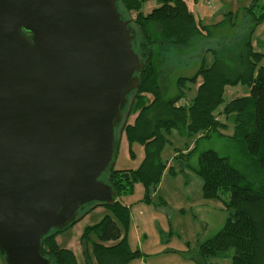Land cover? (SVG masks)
<instances>
[{"label":"water","instance_id":"obj_1","mask_svg":"<svg viewBox=\"0 0 264 264\" xmlns=\"http://www.w3.org/2000/svg\"><path fill=\"white\" fill-rule=\"evenodd\" d=\"M119 0H0V254L52 264L43 240L113 206L124 111L144 59Z\"/></svg>","mask_w":264,"mask_h":264},{"label":"trees","instance_id":"obj_2","mask_svg":"<svg viewBox=\"0 0 264 264\" xmlns=\"http://www.w3.org/2000/svg\"><path fill=\"white\" fill-rule=\"evenodd\" d=\"M154 1L158 6L146 12V4ZM119 2L132 17L145 49V68L139 75L140 87L132 98L120 138L122 140L123 135L126 137L132 157H135L131 149L135 143L140 144L145 153L137 169L114 168L107 176L106 181L116 190L118 200L113 206L96 205L86 210L76 221L101 206L110 211L99 223L86 228L83 241H90L97 264H129L141 257L139 251L131 250L125 236L131 214L130 207L120 196L133 193L135 185L140 183L147 192L145 200L150 202L151 191L157 189L168 169L162 160V151L169 142L171 131L186 132L198 139L218 134L241 142L247 157L260 171L263 183L261 190H255L243 184V175L227 158L213 150L200 153L192 171L203 181V199L222 203L226 221L213 237L198 245L196 255L192 256L188 252L187 259L194 264H215L214 260L226 258L231 253V264H264V55L254 49L250 35L234 45L238 51L235 49L233 62H226L211 51L213 62L208 65L204 57L195 76L191 79L179 78L178 95L166 100L159 84L156 64L158 48H186L195 38H208L209 27L196 20L184 0ZM226 16L227 22L234 27L232 13ZM255 21L257 23L252 35L257 25L264 23L263 9ZM223 24L220 22L215 26ZM154 26L158 27V39L154 38L151 31ZM240 84L247 85L250 94L226 102V88ZM195 86L191 100L186 101ZM147 95L153 98L149 100ZM183 101L185 104H182ZM134 115V122L128 123L129 117ZM228 125H232L234 130L231 135L223 132ZM194 152L195 148L178 152L176 160L188 159ZM168 170L176 174L173 167ZM70 228L44 238L42 254L50 258L52 264H78L75 253L60 247L56 238ZM88 264H91L90 260Z\"/></svg>","mask_w":264,"mask_h":264},{"label":"rangeland","instance_id":"obj_3","mask_svg":"<svg viewBox=\"0 0 264 264\" xmlns=\"http://www.w3.org/2000/svg\"><path fill=\"white\" fill-rule=\"evenodd\" d=\"M184 1L203 25L209 27L210 36L195 38L186 48L175 50L168 46L158 48L156 64L159 70V84L166 100L178 95L179 78L191 79L195 76L202 66L204 57L208 65L213 62L211 51L216 52L226 62H233L236 57L234 45L250 35L254 49L264 55V23L258 24L253 35L251 34L257 23L255 19L260 15L261 9L264 10V0ZM157 6V2L154 1L149 3L145 9L150 11ZM121 10L125 18L131 20L132 26L137 31L136 51L144 59L145 49L142 45L141 34L132 17L122 7ZM228 13L233 15L234 27L227 22ZM220 22L224 24L215 26ZM151 31L154 38L158 39L156 36L158 27H152ZM206 52L209 53L206 54ZM200 82L201 80L197 84ZM195 90L196 86L187 96L186 101L191 100ZM249 94L250 88L240 84L236 87H227L224 98L226 102H230L237 97H245ZM147 98L151 100L153 97L147 95ZM127 110L128 107L124 111L125 119ZM135 118L136 115L129 117L128 123H133ZM233 131L232 125H228L223 132L225 135H231ZM168 140L169 142L162 151V160L168 165V169L173 167L176 174L168 169L165 171L157 189L151 191L150 202L145 200L147 192L140 183L135 185L133 193L120 196L130 207L131 214L125 236L131 250L139 251L141 257L144 256L149 264H194L192 260L187 259L188 252L192 256L196 255L198 245L213 237L223 227V220L226 219L221 210L212 209L210 211L204 208L213 205L220 206L222 209L223 205L217 200L205 202L206 200L203 199V181L192 171L198 163L200 153L209 150L218 152L240 171L244 179L243 184L250 185L258 191L261 190L263 183L262 175L247 157L241 142L227 136L212 134L207 138L198 139L197 136H190L186 132L173 130L168 135ZM193 148L195 152L190 158L176 160L178 152L190 151ZM131 149L135 157L131 156L130 146L123 135L119 153L115 159L116 170L137 169L141 165L145 153L144 148L135 143ZM163 203L172 209V216L165 211H159L164 207ZM106 214H110L106 207H98L72 228L57 235L59 246L75 252L78 264H88V260L91 264H97L90 241L87 243V240L83 241L82 238L86 228L99 223ZM202 219L213 222L207 232L201 228ZM230 255L231 253L227 254L228 260L224 259V263L230 262ZM141 257L132 260L130 264L140 260ZM0 264H5L1 256Z\"/></svg>","mask_w":264,"mask_h":264},{"label":"crops","instance_id":"obj_4","mask_svg":"<svg viewBox=\"0 0 264 264\" xmlns=\"http://www.w3.org/2000/svg\"><path fill=\"white\" fill-rule=\"evenodd\" d=\"M149 3H151V2H149ZM149 3H147L146 4V6H145V8L147 7V5L149 4ZM189 7V6H188ZM154 8H156V7H154ZM153 8V9H154ZM152 9V10H153ZM190 9V8H189ZM152 10H150V11H152ZM145 11H146V9H145ZM150 11H146V12H150ZM191 11V10H190ZM192 12V11H191ZM193 13V12H192ZM194 14V13H193ZM194 16L196 17V20L197 21H201V20H199L198 18H197V16L194 14ZM202 22V21H201ZM142 160H143V158H142ZM141 160V161H142ZM205 202H210V201H205ZM164 205V207L163 208H161V210H159V211H165L169 216H172V212H171V208L170 207H166L165 206V203L163 204ZM204 206V205H203ZM223 207V206H222ZM204 208H207L208 210H212V209H214L215 211H218V210H221V212H223V214H224V216H226V213H225V211H224V209L222 208L221 209V207L220 206H207V207H204ZM225 221H226V219L225 220H223V225H224V223H225ZM202 223V224H201ZM201 228H202V230L203 231H205V232H207V231H209V229H210V227L209 226H211V224H213V222L212 221H208V220H206V219H202L201 220ZM210 239V238H209ZM75 253V252H74ZM77 256V255H76ZM224 259H225V261L226 260H228V257H226V258H221V259H219V260H214V263L215 264H231V261L228 263H224L223 261H224ZM230 259V258H229ZM189 260V259H188ZM187 261V260H186ZM136 262H139V264H149L148 262H147V259L146 258H144V256L143 257H141L140 258V260H137V261H135V263ZM134 262L132 263V264H135ZM130 264V263H129Z\"/></svg>","mask_w":264,"mask_h":264},{"label":"built area","instance_id":"obj_5","mask_svg":"<svg viewBox=\"0 0 264 264\" xmlns=\"http://www.w3.org/2000/svg\"><path fill=\"white\" fill-rule=\"evenodd\" d=\"M182 104H185V101H183Z\"/></svg>","mask_w":264,"mask_h":264}]
</instances>
